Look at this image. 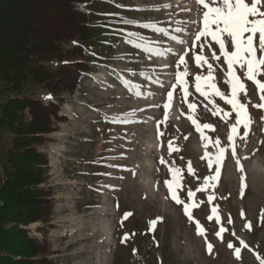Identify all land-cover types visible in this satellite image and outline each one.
Wrapping results in <instances>:
<instances>
[{"label":"rangeland","instance_id":"obj_1","mask_svg":"<svg viewBox=\"0 0 264 264\" xmlns=\"http://www.w3.org/2000/svg\"><path fill=\"white\" fill-rule=\"evenodd\" d=\"M96 1L89 23L98 31L93 37L91 68L73 93L65 91L60 96V113L65 119L54 121L57 130L45 134L50 139L38 146L49 159L46 181L39 187L51 188V221L21 227L42 243L46 240L48 257L54 264H261L264 108L253 105L264 101L257 86L242 70L235 69L247 88V95L241 93L238 98L247 105L252 121L247 137L236 139V156L244 167L246 187L242 193L241 172L229 149L221 161L220 175L210 182L215 187L196 192L199 207L192 209L194 220H190L183 206L171 198L165 183L172 179L169 166L182 169V187L177 192L181 200H187L189 188L195 191L203 186L205 176L215 174L216 164L210 170L207 160L201 159L205 150L217 151L213 143L202 139L192 118L201 125L212 124L215 130L203 131L211 141L219 137L222 145L228 144L230 125L236 122L231 106L205 86L203 78L208 76L211 63L213 79L208 83H215L230 97L227 65L218 44L210 36L202 38L208 45L203 49L199 42L194 44V34L202 26L203 8L197 0ZM226 43L231 51L230 42ZM213 51L219 60L212 58ZM185 53H189L188 76L182 77L186 83H178L176 72L183 71L185 65L178 67L177 61ZM200 53L208 57L207 63L195 62V55ZM44 64L55 69L60 62ZM197 75L202 77L208 96L196 91ZM170 76L174 81L165 89ZM168 91H173V106L166 119ZM23 95L45 103L58 100L57 95L32 80ZM16 96L0 82V104ZM188 103L196 108L189 110ZM225 112L230 114L227 119ZM240 131L243 135L242 125ZM0 136L3 179L14 133L1 112ZM170 140L179 151L169 154ZM145 146L154 151L148 152ZM161 157L167 164L160 162ZM189 161L194 174L187 171ZM208 195L214 196L212 202L207 201ZM213 206L217 207L219 222L215 216L207 218ZM126 213L131 214L125 218ZM195 220L206 229L204 234H197ZM249 222L250 229L246 227ZM11 225L8 222L6 227ZM221 226L227 229L222 240L216 236ZM230 241L233 248L228 247ZM208 243L213 245L211 250ZM236 247L241 249L239 258Z\"/></svg>","mask_w":264,"mask_h":264},{"label":"trees","instance_id":"obj_2","mask_svg":"<svg viewBox=\"0 0 264 264\" xmlns=\"http://www.w3.org/2000/svg\"><path fill=\"white\" fill-rule=\"evenodd\" d=\"M96 2L0 0V82L17 93L0 104L1 115L14 133L0 177V264H54L46 240L29 236L21 225L51 221V188L39 187L46 181L49 159L38 146L50 139L45 134L57 130L54 121L65 119L60 96L73 93L91 68L98 31L89 23ZM53 60L60 62L55 69L44 64ZM30 80L57 95V102L21 97Z\"/></svg>","mask_w":264,"mask_h":264},{"label":"snow or ice","instance_id":"obj_3","mask_svg":"<svg viewBox=\"0 0 264 264\" xmlns=\"http://www.w3.org/2000/svg\"><path fill=\"white\" fill-rule=\"evenodd\" d=\"M198 5L203 8L202 20L200 31L194 34V44L199 42V48L203 49L208 46L202 38L211 37V40L216 42L219 47L220 53H222L223 58L227 65V81L226 83L230 86V97L226 96L215 83H208L213 79L212 64L208 63V76L203 78L205 80V86L210 88L211 91L216 95L221 97L226 101L231 109L235 112L236 122L230 125V132L227 136L228 144L222 145L221 140L217 137L214 141H211L203 131V129H214V126L210 123H204L201 125L196 119L192 118V123L196 126L197 130L200 131L201 137L204 140H209L216 147L217 151L215 153H209L207 150L204 152V156L201 159L207 160V166L211 170L213 164H216L215 174L205 176L203 179V186L197 188L193 191L191 188L187 190V200H181L177 190L182 187L183 172L180 168H173L169 166V171L172 173V179L170 181H165L169 188L171 198L177 203L183 206V211L185 215L188 216L190 220H194L192 209L198 208L199 203L195 202L196 192H203L209 187H215L214 182L217 180L221 172V161L225 159L226 152L230 149L233 157H236V164L238 170L241 172V191L246 187V174L244 172V167L240 162V158L236 156V139H245L250 130L251 116L247 111V105L239 100V95L243 93L247 95L246 84L241 80L240 76L237 75L235 69H240L244 72V76L248 81L253 82L259 91L261 101H264V0H197ZM258 36V43H257ZM230 42L232 50L229 51L227 43ZM183 43V41H181ZM260 53L258 55L257 53ZM189 53L179 55L177 66L185 65L183 71L176 72V80L178 83H186L182 80V77L188 76L187 71V59L186 57ZM212 58L219 60L220 57L216 55L213 51ZM195 62L199 65L201 63H207L208 57L204 56L202 53L195 55ZM196 80V91L201 93V95L208 96L209 92L205 90V86H202V77L197 75ZM175 87V86H173ZM189 95L187 89L184 90V97L187 98ZM168 103H165L164 108L167 109L173 100V91L167 92ZM250 102V101H249ZM254 107L264 108V103L260 105H253ZM196 105L194 103H188V109L194 110ZM220 109H217L219 112ZM216 114V113H213ZM230 114L228 112L224 113V118L227 119ZM191 118V117H190ZM243 126V135H241L240 126ZM187 139V137H185ZM207 144H205V149H207ZM169 154L173 150L179 151V149L173 148V142L170 140L168 142ZM247 157H245L246 159ZM162 164H167V161L161 157ZM187 171L189 174H194V169L191 166V162H188ZM175 186V187H173ZM214 200L213 195L207 196V201L212 202ZM188 201H191L189 203ZM131 213H126L125 218ZM243 215V212L241 213ZM261 215L264 217V210H261ZM215 216L217 222L220 221V216L216 206L211 208V215L207 218L212 220ZM160 219V218H158ZM155 224V221L150 222ZM228 223H232V219L229 216ZM195 226L197 234H204L206 229L200 224L198 220H195ZM250 229V222L246 225ZM227 229L221 226L219 231L216 232V236L223 239L222 233L226 232ZM235 235V233H232ZM127 234L125 239H127ZM238 239V238H237ZM240 244H244L242 240L239 241ZM209 250L212 249L213 245L211 243L207 244ZM229 248H233V242L228 243ZM241 249L239 247L235 248V254L237 258L240 256ZM135 252V250H134ZM261 264H264V259L261 260Z\"/></svg>","mask_w":264,"mask_h":264},{"label":"bare ground","instance_id":"obj_4","mask_svg":"<svg viewBox=\"0 0 264 264\" xmlns=\"http://www.w3.org/2000/svg\"><path fill=\"white\" fill-rule=\"evenodd\" d=\"M159 63L161 64V66H164V63L162 61H159ZM150 94V93H149ZM147 148L148 152H153V148L151 146H145ZM108 234V233H107Z\"/></svg>","mask_w":264,"mask_h":264}]
</instances>
